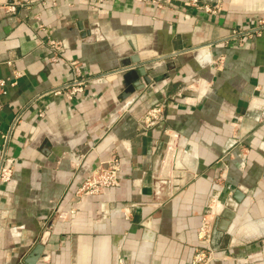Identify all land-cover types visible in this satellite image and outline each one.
<instances>
[{
  "label": "crops",
  "instance_id": "obj_1",
  "mask_svg": "<svg viewBox=\"0 0 264 264\" xmlns=\"http://www.w3.org/2000/svg\"><path fill=\"white\" fill-rule=\"evenodd\" d=\"M0 82V264H191L236 190L208 264H264V0H0Z\"/></svg>",
  "mask_w": 264,
  "mask_h": 264
},
{
  "label": "built area",
  "instance_id": "obj_2",
  "mask_svg": "<svg viewBox=\"0 0 264 264\" xmlns=\"http://www.w3.org/2000/svg\"><path fill=\"white\" fill-rule=\"evenodd\" d=\"M2 83L0 82V86ZM83 83L75 82L68 94H73L82 90ZM163 105L156 104L148 108L139 118L140 124L144 128L156 126L164 120ZM175 137L176 135L173 134ZM243 164V162H242ZM120 170V158L116 154L99 161L84 179L79 190L85 195H96L103 190L111 188L117 184V176ZM11 162L6 161L0 166V182H8L11 179ZM210 230L208 220L204 219L197 231V241L199 245L195 247L191 264H208L215 261L217 256L210 247Z\"/></svg>",
  "mask_w": 264,
  "mask_h": 264
},
{
  "label": "water",
  "instance_id": "obj_3",
  "mask_svg": "<svg viewBox=\"0 0 264 264\" xmlns=\"http://www.w3.org/2000/svg\"><path fill=\"white\" fill-rule=\"evenodd\" d=\"M131 64L132 68H134L135 73L137 74L139 80H141L144 84L148 85L150 84L151 79L160 76L162 73L159 72H154L150 73L149 71L152 70L153 68L150 67L148 70L147 68H144V65L140 64L138 60L132 59L131 61L127 62L125 65ZM149 64V63H147ZM123 65V66H125ZM148 73H147V71ZM245 197V193L242 192L241 190H236L232 193V195L225 197L223 201L221 202V210L220 213L214 217L212 225H211V230H210V246L213 244L214 239L218 236V232H226V228H228L229 224H231L232 219H234V215L237 211V208L239 204L242 203L243 199ZM220 218V219H219ZM223 220V222H222ZM42 249V245L38 244L30 257L32 259H29L25 261V264H35L36 259L38 254H40V251Z\"/></svg>",
  "mask_w": 264,
  "mask_h": 264
}]
</instances>
